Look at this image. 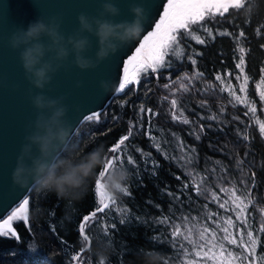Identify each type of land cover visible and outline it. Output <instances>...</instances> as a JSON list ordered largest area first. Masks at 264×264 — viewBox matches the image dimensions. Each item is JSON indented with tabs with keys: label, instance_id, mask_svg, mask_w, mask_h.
I'll return each mask as SVG.
<instances>
[{
	"label": "trees",
	"instance_id": "1",
	"mask_svg": "<svg viewBox=\"0 0 264 264\" xmlns=\"http://www.w3.org/2000/svg\"><path fill=\"white\" fill-rule=\"evenodd\" d=\"M200 24L213 31L215 40L207 36L206 44L201 45L179 31L178 40L183 48L181 59L170 55L166 59L170 66L156 73L150 69L140 71L138 83L117 94L100 114L98 123L85 121L74 135V142L84 153L102 145L106 155H112L107 150L121 136L128 135L131 125L132 135L121 146L127 148L126 156L134 160L133 164H127L126 160L124 167L130 174L125 187L130 189L131 195H115L120 211L116 212L115 205L109 204V209L98 212L88 222L86 231L91 233L88 246L78 238L77 225L82 214L95 210L92 202L96 175L89 181L84 197L76 202L33 189L29 195L28 223L21 221L14 225L19 238L10 234L0 237V264H79L71 260L77 252L82 253L84 264H99L91 251L97 242L109 243L113 248L107 264H133L137 256L132 251L135 248L159 252L166 264H173L175 247L170 242L171 228L159 220L161 216L171 217L181 223L182 228L184 221L176 218L183 216L210 224L208 210L204 208L208 200L194 191L195 184L201 181L209 191H215L221 201L229 200V207L231 193H222L221 187L239 188L237 195L250 189L254 204L249 205L245 216L254 228H259L264 221L261 212L264 208V137L247 105L233 102L220 90V82L215 77L219 74L236 81L235 75L239 72L235 68L239 57L236 38L244 31L246 39L241 38L239 44L248 50L245 64V72L250 77L248 94L253 103L261 104L257 90L264 78V73L260 72V68H264V48L261 47L264 45V2L251 0L250 7L246 0L244 8H230L224 16L209 14ZM220 31L232 35H218ZM197 52L202 55L197 56ZM192 58L197 60L196 65L191 63ZM229 72L233 75L228 76ZM186 73L191 76L193 86L185 97L178 96L173 84ZM196 73L203 76L193 78ZM172 99L178 102L175 109ZM141 106L144 112L140 111ZM149 108L155 116L147 112ZM180 111L184 116L173 120V113L179 116ZM211 115L217 119H209ZM184 118L190 123L184 124ZM201 125L203 133L199 131ZM244 135H248L249 140H244ZM163 140L184 142L187 148L184 158L178 161ZM145 168L148 171H142ZM253 172L256 173L255 187H252ZM242 180L245 183H241ZM184 184L189 186L184 188ZM177 196L179 200L175 199ZM208 208L225 215L216 203L208 204ZM52 209L54 212L50 211ZM120 220L126 223L120 224ZM254 236H258V254L264 255V233H254Z\"/></svg>",
	"mask_w": 264,
	"mask_h": 264
},
{
	"label": "clouds",
	"instance_id": "2",
	"mask_svg": "<svg viewBox=\"0 0 264 264\" xmlns=\"http://www.w3.org/2000/svg\"><path fill=\"white\" fill-rule=\"evenodd\" d=\"M129 11L132 20L116 22L110 18L118 17L120 10L111 0H106L99 18L81 13L77 18L78 31L67 39L60 32V22L55 17L47 21L38 17L26 28L18 27L11 35L9 45L19 52L26 78L40 90L31 97L37 115L21 146L12 173L13 187L23 189L30 186L38 193L55 194L69 202H76L86 194L96 169L105 164V150L101 145L84 153L74 142L73 127L66 119L68 109L63 103L64 98L52 99L42 93L70 55L74 56L73 62L79 69H93L138 39L148 19L143 0L132 5ZM89 36L97 40L95 60L86 55L92 46ZM101 88L104 92L109 90L107 81H101ZM129 179L130 174L124 167L110 170L104 178L105 189L109 194L117 195ZM91 251L99 264H107L113 254L112 246L105 242H97ZM133 264L166 262L161 253L142 250Z\"/></svg>",
	"mask_w": 264,
	"mask_h": 264
},
{
	"label": "snow or ice",
	"instance_id": "3",
	"mask_svg": "<svg viewBox=\"0 0 264 264\" xmlns=\"http://www.w3.org/2000/svg\"><path fill=\"white\" fill-rule=\"evenodd\" d=\"M249 6L251 7V0H247ZM264 2V0H262ZM246 0H167L165 4H161L160 7L163 9L162 14L158 13V20L154 19L153 23L155 25V30L148 32L142 39V42H139V46L135 48V52L131 55L125 66H124V75L119 80L117 92L123 93L128 85L133 83H138V74L140 71L147 72L149 69L152 73H156L158 69L164 68L165 65V55L167 52L165 50L172 48L173 45L179 47L178 41V33L181 29L185 30L193 39L196 40L197 43L201 45L206 44V40L201 38L199 35H194L193 33L202 30L207 33L208 37L212 40H215V36L213 35V31L200 24L201 21L205 20L206 16L209 14L215 16L219 14L220 16H224L225 13L229 12V9H242L245 7ZM192 25H200L199 29H192L190 26ZM264 27V26H262ZM257 34H260V30L257 29ZM221 36H231L232 34L227 31H221L218 33ZM241 38L246 39V33L244 31H240L237 39V51L239 53L238 61L235 64V68L239 70L238 74L235 75V80L241 82L239 84V91L241 93H245L247 91V86L249 83V75L245 72V64H246V54L247 49L244 46H240L239 41ZM264 48V45H261ZM175 52V49H173ZM196 55H202V53L197 52ZM191 63L196 65L197 60L192 58ZM129 65L132 66V72H129ZM170 66V65H169ZM260 72L264 73V68H260ZM228 76L233 75V73H227ZM203 73L194 74L193 78L202 77ZM183 79L189 80L190 78L185 75ZM215 79L221 82V85L225 83V80L217 74ZM261 85H264V78L261 79ZM167 87V85H165ZM185 91H187V86L182 85ZM228 87L230 90V95H232L236 102L240 104H245L248 102L247 96L241 97L236 95L234 90H231V83L228 82ZM221 91L224 89L221 88ZM174 95V93H173ZM261 99L264 100V91L260 93ZM177 100L172 99L171 105L175 109L177 107ZM141 112H144L145 109L141 106ZM249 112H255V107L249 106ZM147 112L152 113L153 116L156 113L153 112L152 109H147ZM247 115V113H245ZM184 116L183 111L179 112V116L174 112L173 120L182 118ZM87 122L96 121L97 123L100 120V113H93L92 115H87L83 118ZM209 119L215 120L216 116H211ZM184 124H189L190 121L186 118L182 120ZM259 132L264 134V122H259ZM200 133H203L204 126L201 125L199 129ZM132 135L131 129L129 130L128 135H123L119 138V140L113 144L107 150L108 153L112 155L105 156V164L99 169L95 175L96 179L93 182V202L92 206L95 209L91 211L90 214H82V219L77 225L78 238H82L83 241H86L88 246L91 245V233L86 231V226L88 222L97 216L98 212H104L106 209H109V204H116V200L113 199L112 195L109 194L104 186V178L109 174L110 170H114L116 168L125 167V161L127 160V164H133L134 160L130 156H126L127 148H121L122 145L125 144V141L129 140V136ZM199 139V135L196 137ZM154 139V137H153ZM244 140H249L248 135L243 136ZM181 150L183 151V143L181 142ZM182 159L184 157H181ZM190 162V161H189ZM239 163H243L240 161ZM141 171V170H138ZM142 171H148L146 168ZM151 174V173H150ZM255 177L256 173H252V187H255ZM180 179V177H176ZM204 179H207L205 177ZM241 183H245V181H241ZM189 185L184 184V188H187ZM194 191L199 196H205V199L208 200V203L204 205V208L208 210L207 218L211 223L216 224L217 228L221 232L224 233L222 237L217 236L216 229L209 228L205 226L203 231L200 232L198 240L204 241V243H198L197 240H193L192 230L188 225L189 217L183 216L182 218H176L177 220L182 219L184 221L183 231L181 223L176 222L171 217L161 216L159 223L171 228L170 235L172 240L170 241L173 246L178 245V252L182 250V253L185 257L194 256L200 258L202 261H211L212 264H257V259L259 260V264H264V255H260L257 257V244H258V236H254V233H264V221H261L259 228H254L253 225L249 222L245 213L248 210L249 205L254 204V198L251 195V190H247L241 193V195H237L241 190L236 187H232L231 189L221 187L220 191L222 193H228L230 191V199L235 204V208L229 207V200L225 199L223 201L220 200V196L217 195L215 191H209L207 187L203 186V181L201 183H197L194 186ZM125 196H130L131 191L129 188L124 187L121 192ZM207 194V195H205ZM171 196L172 194L169 193ZM176 200H179V196L175 197ZM216 203L218 205V209H223L224 212H232L235 216V220H233L232 216H228L227 218H223L218 211H212L208 208V204ZM29 206H30V198L25 196L22 198V201L19 203L18 207H16L11 215L4 219L2 223H0V237L11 235L13 237H17V231L13 228L12 222L13 220L23 221L25 224L28 223L29 220ZM171 207V205H170ZM238 209V211L236 210ZM54 212V209L50 210ZM261 212L264 213V208L261 209ZM217 217L216 220H212V217ZM192 219H195L193 217ZM223 219L225 227H221L220 220ZM239 222L240 225H243L240 228L236 222ZM120 224H125L124 220L119 221ZM116 225L113 224L114 228ZM139 226V225H136ZM231 228H236L237 235H233ZM209 234V238H206L205 234ZM246 237V239H245ZM180 238V239H177ZM152 239H156L153 237ZM192 245L191 252L189 248L185 246L184 242ZM227 242L230 245L236 246V248L242 249L241 252H234L231 249L225 247L224 242ZM207 249V250H205ZM217 249H219V254H217ZM138 255L142 249L135 248L132 250ZM225 253L227 256L225 257ZM132 253L130 252L129 255ZM82 253L77 252L75 255L71 257V260L76 262L79 261V264H84V260L81 259ZM187 264H198L196 259H189Z\"/></svg>",
	"mask_w": 264,
	"mask_h": 264
},
{
	"label": "water",
	"instance_id": "4",
	"mask_svg": "<svg viewBox=\"0 0 264 264\" xmlns=\"http://www.w3.org/2000/svg\"><path fill=\"white\" fill-rule=\"evenodd\" d=\"M105 2L106 0H0V223L11 215L23 197H29L33 191L30 186L23 189L13 187L12 173L21 146L25 143L24 138L36 119L37 110L31 97L40 93L26 78L19 52L11 49V35L18 27L26 28L38 17H43L46 21L55 17L60 22V32L67 39L78 31L80 26L77 18L81 13L99 18ZM111 2L119 8L120 15L106 18L120 22L132 20L129 9L142 0ZM166 2L167 0H143L148 14L144 31L115 56H110L93 69L81 70L74 64V56L70 55L52 76L51 83L46 85L42 94L52 99L64 98L63 103L68 109L66 119L71 123L74 135L85 122L84 117L93 113L101 114L119 94L116 89L124 75L123 69L128 58L134 54L143 37L155 30L153 20H158V13L163 12L160 5ZM88 38L92 46L86 55L95 60L97 40L94 36ZM128 67L131 73L132 66ZM101 81H107V92L102 90ZM130 129L132 131L131 125ZM12 226L15 229L13 223Z\"/></svg>",
	"mask_w": 264,
	"mask_h": 264
},
{
	"label": "rangeland",
	"instance_id": "5",
	"mask_svg": "<svg viewBox=\"0 0 264 264\" xmlns=\"http://www.w3.org/2000/svg\"><path fill=\"white\" fill-rule=\"evenodd\" d=\"M193 26H195V25H192L191 28H193ZM196 27L197 28H195V29H199L200 28V25H196ZM181 30H183V29H181ZM181 30H180V32L182 34H184L185 36L193 39L191 36H189V34L187 32H185V30H183V31H181ZM193 34L194 35H199L201 38H205V37L208 36L207 33L203 32L202 30H200L198 32H195ZM193 40L196 41L195 39H193ZM173 49H175V52L173 51ZM165 51L167 52V54L165 55V65L166 66H169V64H166L167 63V60L166 59H168L167 58L168 56L172 55V56H174V57H176L178 59H181V57L183 56V48H182L180 42H179V47L178 48L176 47V45H173L172 48H169V49H167ZM185 75H187L190 78L191 82H189V80H187V79H183V77ZM183 77H181V81L182 82L181 83H178L177 86L174 87V90L177 92L178 96L179 95H182L183 97H185L186 96V93L188 92V89L193 86V80H192L191 76L189 74H187V73L184 74ZM222 79L225 80V83L223 85H221V82L219 81L220 82V86H221V88L224 89L223 91L228 94V96L232 99L233 102L238 103V102H236L235 98L232 95H230V90H229V87H228V82L231 83V86H232L231 90H234L235 93H236V95H239L242 98L245 97V96H247L248 102H246L245 104L247 105L248 108H249V106L255 107L256 111L254 113L253 112H250V113H251V115L253 117L254 123L257 125V127L259 129V123H258V121L259 122H264V100H262L261 99V96H260L261 91H264V85H261V83H260V85L258 87L257 93H258V96L260 97L261 104L260 105H256V103H253V101L249 97V94H248V86H247V91L245 93H241L239 91V84L242 81L241 82H238V81H230V79L227 78V77H222ZM189 84H191V85H189ZM182 85L187 86V91L184 90V88L182 87ZM262 135L264 137V134H262ZM163 142L167 146V150L169 152H171L173 154V156H175V158L178 159V161H179V159L182 160L181 157L185 156V153L187 151V148H186L184 142H182L183 143V151L181 150V147H180L181 141H177V143H168V142H166V141L163 140ZM112 197H113L114 200H116L115 195H112ZM110 205H115L114 206V210L116 212H119L120 211V209H118V206H119L118 204H111L110 203ZM230 207L235 208V204L232 202L230 204ZM236 210L238 211V209H236ZM222 213L225 214L223 216L221 215L223 218H227L228 216H232L233 217V220H235V216L233 215L232 212H227L226 213V212L222 211ZM216 219H217V217L212 218V220H216ZM16 221H18V220H13V222H12L13 225H15ZM187 223H188L189 227L192 230V237L191 238L193 240H197L198 243H204V241H199L198 240V237H199L200 232L203 231V228L205 226H207L209 228L216 229L217 236L218 237H222L224 235V233L221 232L219 230V228H217L216 224H213V223H210V224L209 223H205L203 221L198 220V218L191 219V220L189 219ZM236 223H237V225L240 228L243 227L242 225L239 224L238 221ZM220 225H221V227L227 226V225H224L223 219L220 220ZM182 231H183V228H182ZM230 231H232L233 235H237L236 228H231ZM205 236H206V238H209V234L206 233ZM177 239H180V238H177ZM245 239H246V237H245ZM184 243H185V246L188 247L189 248V251L191 252L192 245L191 244H188L186 241ZM224 244H225V247H227L228 249L233 250L234 252H241L242 251V249L236 248V246L230 245L226 241L224 242ZM205 250H207V249H205ZM216 251H217V254H219V249H217ZM260 255H263V254H261V253L258 254V251H257V257H259ZM226 256H227V254L225 253V257ZM189 259H196L197 262H198V264H212L211 261L205 262V261L200 260V258H197V257H194V256L185 257L183 255V253H182V250H179V252H178V245L175 246V257H174V260H173V264H187V262H188ZM257 264H259V260L258 259H257Z\"/></svg>",
	"mask_w": 264,
	"mask_h": 264
},
{
	"label": "flooded vegetation",
	"instance_id": "6",
	"mask_svg": "<svg viewBox=\"0 0 264 264\" xmlns=\"http://www.w3.org/2000/svg\"><path fill=\"white\" fill-rule=\"evenodd\" d=\"M181 83L182 81H181V78L180 79H178L174 84H173V88L178 84V83ZM16 222H21V221H16Z\"/></svg>",
	"mask_w": 264,
	"mask_h": 264
}]
</instances>
